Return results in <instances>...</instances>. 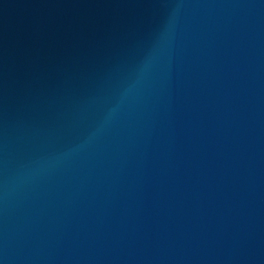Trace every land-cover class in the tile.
Here are the masks:
<instances>
[{
    "label": "water",
    "instance_id": "95a60500",
    "mask_svg": "<svg viewBox=\"0 0 264 264\" xmlns=\"http://www.w3.org/2000/svg\"><path fill=\"white\" fill-rule=\"evenodd\" d=\"M0 264H264V0H0Z\"/></svg>",
    "mask_w": 264,
    "mask_h": 264
}]
</instances>
